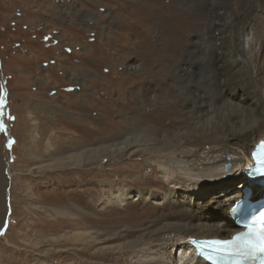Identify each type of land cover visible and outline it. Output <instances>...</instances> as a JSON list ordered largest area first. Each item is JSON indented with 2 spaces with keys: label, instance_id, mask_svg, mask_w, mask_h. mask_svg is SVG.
Listing matches in <instances>:
<instances>
[{
  "label": "bare ground",
  "instance_id": "bare-ground-1",
  "mask_svg": "<svg viewBox=\"0 0 264 264\" xmlns=\"http://www.w3.org/2000/svg\"><path fill=\"white\" fill-rule=\"evenodd\" d=\"M140 3H130L134 20L125 10L119 16L120 47L126 48L128 34L135 37L139 62L129 67L134 101L155 109L143 118L123 117L117 134L102 137L96 147L60 154L50 144L48 156L38 159L48 161L43 169L75 170L106 158L150 157L153 171L160 170L163 195L111 188L101 209L150 200L174 210L148 215L136 227L117 223L78 231L52 246L105 245L101 257L115 264H207L191 242L230 239L241 231L230 211L243 197L250 154L264 139V0ZM29 137L39 140L37 133ZM28 153L36 156L31 148ZM9 175L13 180V170ZM210 194L212 200L198 203ZM14 202L12 195L13 208ZM94 216L83 219L87 224Z\"/></svg>",
  "mask_w": 264,
  "mask_h": 264
},
{
  "label": "rangeland",
  "instance_id": "rangeland-1",
  "mask_svg": "<svg viewBox=\"0 0 264 264\" xmlns=\"http://www.w3.org/2000/svg\"><path fill=\"white\" fill-rule=\"evenodd\" d=\"M141 1L0 0V264H115L101 257L105 245H52L78 231L117 223L136 227L148 215L174 210L150 200L101 209L111 188L163 195L150 157L106 158L75 170L43 169L48 161L38 159L48 156L50 144L60 154L96 147L102 137L117 134L123 117L143 118L155 109L134 101L129 67L139 62L135 37L128 34L126 48L120 47L119 16L125 10L132 18L130 3ZM88 214L95 216L86 224Z\"/></svg>",
  "mask_w": 264,
  "mask_h": 264
},
{
  "label": "snow or ice",
  "instance_id": "snow-or-ice-1",
  "mask_svg": "<svg viewBox=\"0 0 264 264\" xmlns=\"http://www.w3.org/2000/svg\"><path fill=\"white\" fill-rule=\"evenodd\" d=\"M3 107V102L0 100V108ZM0 116H2V112H0ZM3 125L0 123V128H2ZM258 163L260 165V168L262 171H264V156H261L258 160ZM264 219V217H262ZM237 239H241V237H237ZM250 240H254V243L250 245L249 252H259L261 254H264V228H261L260 230L254 231L251 233Z\"/></svg>",
  "mask_w": 264,
  "mask_h": 264
}]
</instances>
